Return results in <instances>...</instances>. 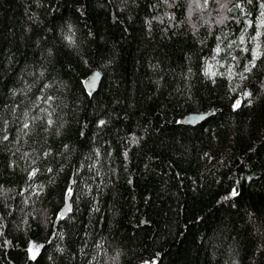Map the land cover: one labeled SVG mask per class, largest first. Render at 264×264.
<instances>
[{"label": "trees", "instance_id": "trees-1", "mask_svg": "<svg viewBox=\"0 0 264 264\" xmlns=\"http://www.w3.org/2000/svg\"><path fill=\"white\" fill-rule=\"evenodd\" d=\"M0 264H264V0H0Z\"/></svg>", "mask_w": 264, "mask_h": 264}, {"label": "water", "instance_id": "water-1", "mask_svg": "<svg viewBox=\"0 0 264 264\" xmlns=\"http://www.w3.org/2000/svg\"><path fill=\"white\" fill-rule=\"evenodd\" d=\"M101 80H102L101 71L95 70L85 82L86 89L90 93H95L99 89ZM213 114H214V110H211L209 112L191 113L182 119V124L195 126V125H198L204 122L206 119H208ZM69 209H70V200L68 199L62 214L66 215Z\"/></svg>", "mask_w": 264, "mask_h": 264}, {"label": "snow or ice", "instance_id": "snow-or-ice-1", "mask_svg": "<svg viewBox=\"0 0 264 264\" xmlns=\"http://www.w3.org/2000/svg\"><path fill=\"white\" fill-rule=\"evenodd\" d=\"M249 70H250V69H249ZM235 106H236V107H239V106H240V102L237 101V103H236ZM231 195H232V196H235V195H238V193H237L236 190L234 189V190L232 191ZM29 251H32V249L30 248ZM38 251H39V248L37 247V248H36V252H38ZM34 258H35V254L33 255V259H34Z\"/></svg>", "mask_w": 264, "mask_h": 264}, {"label": "bare ground", "instance_id": "bare-ground-1", "mask_svg": "<svg viewBox=\"0 0 264 264\" xmlns=\"http://www.w3.org/2000/svg\"><path fill=\"white\" fill-rule=\"evenodd\" d=\"M62 216H65V215L62 214Z\"/></svg>", "mask_w": 264, "mask_h": 264}]
</instances>
